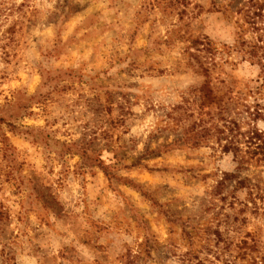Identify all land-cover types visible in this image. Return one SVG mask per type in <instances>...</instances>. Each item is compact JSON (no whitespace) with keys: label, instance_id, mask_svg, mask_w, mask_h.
I'll list each match as a JSON object with an SVG mask.
<instances>
[{"label":"rangeland","instance_id":"obj_1","mask_svg":"<svg viewBox=\"0 0 264 264\" xmlns=\"http://www.w3.org/2000/svg\"><path fill=\"white\" fill-rule=\"evenodd\" d=\"M0 264H264V0H0Z\"/></svg>","mask_w":264,"mask_h":264}]
</instances>
